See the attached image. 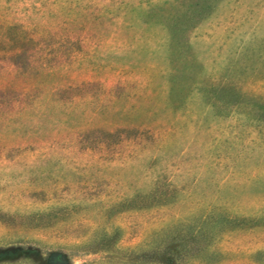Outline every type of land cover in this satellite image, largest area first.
Masks as SVG:
<instances>
[{
  "label": "rangeland",
  "instance_id": "obj_1",
  "mask_svg": "<svg viewBox=\"0 0 264 264\" xmlns=\"http://www.w3.org/2000/svg\"><path fill=\"white\" fill-rule=\"evenodd\" d=\"M0 264H264V0H0Z\"/></svg>",
  "mask_w": 264,
  "mask_h": 264
},
{
  "label": "trees",
  "instance_id": "obj_2",
  "mask_svg": "<svg viewBox=\"0 0 264 264\" xmlns=\"http://www.w3.org/2000/svg\"><path fill=\"white\" fill-rule=\"evenodd\" d=\"M19 49H21V48H18V51H19Z\"/></svg>",
  "mask_w": 264,
  "mask_h": 264
}]
</instances>
